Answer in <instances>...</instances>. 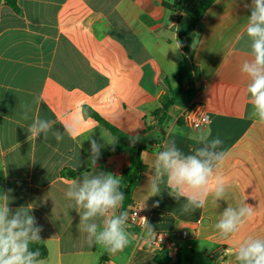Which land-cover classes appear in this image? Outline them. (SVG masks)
<instances>
[{
	"label": "crops",
	"instance_id": "0c3cea01",
	"mask_svg": "<svg viewBox=\"0 0 264 264\" xmlns=\"http://www.w3.org/2000/svg\"><path fill=\"white\" fill-rule=\"evenodd\" d=\"M200 1L0 0V197L9 195L13 211L32 209L42 228L44 264H238L231 250L249 237L264 238V124L241 70L254 59L245 32L251 0H212L188 32ZM179 64V96L158 124L155 112L179 85ZM191 101L210 115L208 126L195 130L177 120ZM85 110L125 133L126 145L105 154L114 137ZM77 116L80 123L73 126ZM35 118L55 121L46 139H28ZM64 125L74 127V136L64 133ZM54 131L64 133L63 140ZM215 138L222 141L215 151L227 153L223 164L212 161L214 175L226 183L222 199L211 193L204 208L184 212L187 188L179 200L163 184L160 195L147 197L156 153L175 141L184 155H194ZM91 140L99 146L95 166ZM86 172L122 177L119 212L136 205L156 232L186 230L189 238L171 250L150 248L127 219L130 242L122 251L89 246L87 233L78 229L75 200L66 195L71 181H82ZM245 204L254 217L222 238L215 227L222 213ZM103 219L87 223L102 227Z\"/></svg>",
	"mask_w": 264,
	"mask_h": 264
},
{
	"label": "clouds",
	"instance_id": "9594fccd",
	"mask_svg": "<svg viewBox=\"0 0 264 264\" xmlns=\"http://www.w3.org/2000/svg\"><path fill=\"white\" fill-rule=\"evenodd\" d=\"M245 6L250 9L245 32L252 41L251 51L254 59L244 61L241 70L250 78L247 92L251 96L258 122L264 124V0H251V3ZM180 46V43L177 44L175 50ZM27 118L28 113L25 111L24 119ZM205 121L207 122V117ZM54 123L55 121L35 118L27 127L30 134L28 139L40 138L41 134L46 139ZM79 123L77 116L73 119V126ZM73 126L64 125V133L74 136ZM64 133L54 131L52 135L59 142L63 140ZM139 139L138 135L130 137V145L134 146ZM170 144V147L155 154L154 161H150L155 170V177L150 178L145 186L147 197L160 195L163 184L169 195L179 200L182 190L187 188L191 194L186 196L184 212L204 208L211 193H214L215 199H222L226 183L223 178L214 175L212 166L213 160L223 164L227 158L225 151H215L221 147L222 141L219 138L212 139L205 147L196 149L194 155H184L176 147L175 141ZM90 145L93 154L91 164L95 166L96 160L99 159V146L95 140H91ZM140 157L143 159L145 153L142 152ZM125 186L122 184V177L111 172H86L83 173L82 181L72 180L68 185L73 190L68 191L66 195L75 200L74 207L80 215L78 229L87 233L89 246L100 245L111 254H116L129 244L130 234L123 227L128 214H116L125 199L119 189ZM0 201V264H44V261L39 259V251L30 248V244L42 241V228L36 226L35 217L31 214L32 209L21 206L13 211L9 206L10 197L7 194H3ZM158 206V201L153 204V207ZM81 209L83 211H80ZM254 215V208L247 204L240 207L239 211L229 207L222 213L215 227L222 238H228L238 233L243 224ZM97 216L104 217L102 227L96 223H87ZM139 220L143 241L151 246L158 239L155 227L147 217H140ZM231 254L238 264H264V238L249 237L231 250Z\"/></svg>",
	"mask_w": 264,
	"mask_h": 264
},
{
	"label": "built area",
	"instance_id": "2783aa9c",
	"mask_svg": "<svg viewBox=\"0 0 264 264\" xmlns=\"http://www.w3.org/2000/svg\"><path fill=\"white\" fill-rule=\"evenodd\" d=\"M207 117V122L205 121ZM177 120H180L186 126L191 129H200L206 127L210 123V115L204 111V109L196 102L191 101V103L183 109L177 116ZM120 208L116 213L119 214ZM140 217H147L148 213L145 211L139 210L136 205H131L128 212V223L135 229V232L139 238H142V228L140 226ZM157 240L149 246L150 248H167L173 249L176 243L180 240L188 239L189 234L186 230H181L178 233H169V232H156Z\"/></svg>",
	"mask_w": 264,
	"mask_h": 264
},
{
	"label": "trees",
	"instance_id": "16d2710c",
	"mask_svg": "<svg viewBox=\"0 0 264 264\" xmlns=\"http://www.w3.org/2000/svg\"><path fill=\"white\" fill-rule=\"evenodd\" d=\"M5 1L9 4L11 3L10 0H5ZM211 2H212V0H201L200 1L197 9L192 14V22L187 29L188 32H191L192 30L195 29L196 23L198 22V20L200 19L201 15L204 12V10L208 7V5ZM189 43H190V40L187 38L185 40V44H184V50L185 51L187 50ZM181 70L182 69L180 68V64H179V69H178V73H177L178 77H179V85L177 88H175L172 91L173 95H172L171 99H169L160 109H158L155 112V117L157 118L158 124H161L163 122V120L166 118L167 112H168L170 106L172 105L174 99L179 96L178 91L180 89ZM85 113L89 114L91 117L95 118L100 124L105 126L114 137L113 143H115V144H111V146L105 151V154H109L115 150H119L126 145L127 141L129 140V137L125 133H123L119 129L115 128L114 126L108 124L106 121L101 119L99 116H97L91 110H85ZM139 155H140V149H137L135 152V155H134V161L138 165H139ZM74 173H76V171L67 172L64 175L72 177ZM30 248L33 251H36V250L39 251V253H40L39 259H43L47 255V251H46L45 246L40 242H35V243L30 244Z\"/></svg>",
	"mask_w": 264,
	"mask_h": 264
}]
</instances>
